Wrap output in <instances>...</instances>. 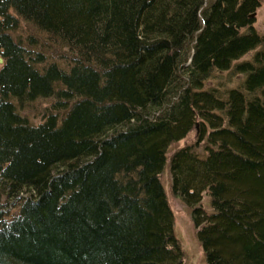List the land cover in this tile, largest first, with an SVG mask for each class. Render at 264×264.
Returning <instances> with one entry per match:
<instances>
[{
	"label": "trees",
	"instance_id": "trees-1",
	"mask_svg": "<svg viewBox=\"0 0 264 264\" xmlns=\"http://www.w3.org/2000/svg\"><path fill=\"white\" fill-rule=\"evenodd\" d=\"M262 1L0 0V264H183L196 127L206 264H264Z\"/></svg>",
	"mask_w": 264,
	"mask_h": 264
},
{
	"label": "rangeland",
	"instance_id": "rangeland-1",
	"mask_svg": "<svg viewBox=\"0 0 264 264\" xmlns=\"http://www.w3.org/2000/svg\"><path fill=\"white\" fill-rule=\"evenodd\" d=\"M253 15L255 18V29L260 32H264V0L261 2V5L256 9ZM251 55L252 53H248L239 61L248 59ZM2 63H0V67L2 66ZM229 74L230 73L228 71L217 73L209 82L213 85L217 82H224L233 86L235 82L238 81L240 76ZM50 104L51 100L38 99L30 104L23 105L20 112L28 118L30 123L38 124L42 121L43 114L47 108H49ZM197 139L198 131L196 127V129H193L185 139H182L172 145L167 153V165L160 176L161 183L167 196L168 204L174 216V235L183 252V264H206V260L203 249L196 236V229L190 217V209L181 199L175 197L171 192V178L168 170V161L176 149L185 145H191L195 143ZM203 205L205 209L208 211L210 210L208 207V199L206 197L203 199Z\"/></svg>",
	"mask_w": 264,
	"mask_h": 264
},
{
	"label": "water",
	"instance_id": "water-1",
	"mask_svg": "<svg viewBox=\"0 0 264 264\" xmlns=\"http://www.w3.org/2000/svg\"><path fill=\"white\" fill-rule=\"evenodd\" d=\"M3 62V59L0 57V63H2Z\"/></svg>",
	"mask_w": 264,
	"mask_h": 264
}]
</instances>
